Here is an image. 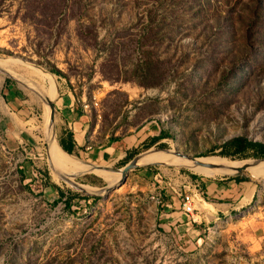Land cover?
<instances>
[{
	"label": "rangeland",
	"instance_id": "rangeland-1",
	"mask_svg": "<svg viewBox=\"0 0 264 264\" xmlns=\"http://www.w3.org/2000/svg\"><path fill=\"white\" fill-rule=\"evenodd\" d=\"M0 56L54 75L51 147L71 134V154L92 166L121 169L140 153L159 156L151 148L245 163L257 157L224 155V143L264 144V0H0ZM20 62H8L10 72L30 86L0 72V264H264L255 227L264 169L238 175L257 196L218 219L199 207L201 179L236 171L150 163L85 194L49 168V81ZM67 95L77 106L70 124L60 109ZM54 163L92 191L121 179ZM194 186L196 209L180 221L181 195Z\"/></svg>",
	"mask_w": 264,
	"mask_h": 264
},
{
	"label": "crops",
	"instance_id": "crops-1",
	"mask_svg": "<svg viewBox=\"0 0 264 264\" xmlns=\"http://www.w3.org/2000/svg\"><path fill=\"white\" fill-rule=\"evenodd\" d=\"M60 107L62 115L68 124H70L74 120L77 110L74 100L67 95V97L60 101ZM81 118L77 117L78 120L74 125L80 124ZM97 157L101 158L100 155ZM200 184L203 190H201L202 197L199 200V207L203 210L206 209V213L210 214L212 219H218L221 214L230 216L240 215L241 208L249 205L257 196L254 188H249L243 181L236 182L234 179L228 181L201 179ZM181 215L187 214L183 213V211L182 214H178L177 219H180V221L183 220ZM205 216L206 214H203V217ZM199 217L201 218V216ZM241 217L247 218L248 216L246 217L243 214ZM255 227L264 229V221L258 222Z\"/></svg>",
	"mask_w": 264,
	"mask_h": 264
},
{
	"label": "bare ground",
	"instance_id": "bare-ground-1",
	"mask_svg": "<svg viewBox=\"0 0 264 264\" xmlns=\"http://www.w3.org/2000/svg\"><path fill=\"white\" fill-rule=\"evenodd\" d=\"M15 60H19V61L23 62L24 64L31 66L32 68L43 73L48 78L50 93L48 94V96L46 98H50L51 100H53L57 96L58 86H57V83L54 79L53 74H50L49 72L44 71L39 67L33 66L30 63L25 62L24 60L15 59L13 57L0 56V65L9 68L8 62L15 61ZM10 71H11V69H10ZM52 93L54 94V96H53L54 98L52 97ZM50 94H51V96H50ZM48 113H49V106L47 105L46 110H45V117H44V123H45L44 134H45V140L47 143L48 156L50 155L53 160H55L56 158H62L66 161H70V162L76 164L77 166H79V167H81V168H83V169H85L91 173L99 175V176H121L120 171H115V172L114 171H107L103 168L92 166L91 164H89L86 161H79L78 159H76V157L74 155L65 154L64 152H62V150H60V148L56 142H55V145H56V148L58 151L54 152V150L52 149L51 144H50V138L47 137V135H46V132H47V129H46L47 122L46 121H47ZM198 159L203 161V162H218V163L223 164V167L222 168H206V167H203L201 165H196L192 161H189V160H187L181 156H178L177 154L166 155V156H160V155L159 156H152V157L147 158V159H142V157H141L139 162L141 165L150 164V163H159V162L160 163H172V164H178V165H185V166L190 167L193 170L203 171V172H205V171L206 172L237 171V169L241 168L244 164L243 162L242 163L226 162V161H224L222 159H218V158L199 157ZM263 165H264V162H262L258 165H255V166H250L247 169L263 170L264 169Z\"/></svg>",
	"mask_w": 264,
	"mask_h": 264
},
{
	"label": "water",
	"instance_id": "water-1",
	"mask_svg": "<svg viewBox=\"0 0 264 264\" xmlns=\"http://www.w3.org/2000/svg\"><path fill=\"white\" fill-rule=\"evenodd\" d=\"M23 60V59H21ZM0 72L3 73L6 77L15 80L16 82H18L19 84L27 87L30 86L29 83H27L24 80H20L18 78H16L15 76H13L10 72V69L7 67H4L2 65H0ZM51 74V73H50ZM45 102L47 103V105L49 106V115H48V119H47V125H46V135L47 137L51 138V139H55L56 140V136H55V132H54V114H55V105L53 100H51L50 98H46ZM58 146L60 148V150H62V152H64L67 155H72L68 152H66L59 144L58 142ZM156 151H163V152H168L170 151V148H156ZM176 154L178 156H181L187 160L192 161L194 164L196 165H201L203 167L206 168H222L223 164L218 163V162H203L201 160H199V156H193V155H189L186 153H182V152H177L175 151ZM144 153V152H143ZM142 157V153L134 156L131 160H129L121 169L120 168H111L109 166H105V165H99L100 168H103L107 171H120L121 173V179L119 180L118 183H114L112 185H106L102 188H97V190H90L87 189L84 184H81L75 180H73L75 174H68L66 172H63L62 170H60L56 164L54 163V160L52 159V157L49 155L48 157V164H49V168L58 176V178H60L61 180H63L64 182L70 184L71 186L75 187L76 189L82 191L85 194H90V195H100L102 192H108L109 190H111L112 188L116 187L118 184H120L122 181H124L126 175L128 174V172L136 167L141 166L139 160ZM76 159H78L79 161H83L79 158L76 157ZM264 162V156L263 157H259V158H254V159H250L247 162H245L243 164V166L239 169H237V171L234 173L236 176L241 175L244 173V170H246L248 167L250 166H255L258 165L260 163ZM158 164H162V163H158ZM98 165V164H96ZM82 173V172H81Z\"/></svg>",
	"mask_w": 264,
	"mask_h": 264
},
{
	"label": "trees",
	"instance_id": "trees-1",
	"mask_svg": "<svg viewBox=\"0 0 264 264\" xmlns=\"http://www.w3.org/2000/svg\"><path fill=\"white\" fill-rule=\"evenodd\" d=\"M50 72L54 74H59L60 71L56 68L49 69ZM64 137H61L58 142L60 146L68 153H73L75 148V141L71 134L64 133ZM166 136L162 133L158 134L151 138L149 145L150 147L157 143L159 140L165 138ZM225 148H228L231 152H222L224 155L230 156L232 158H247V157H263L264 156V144L257 141L248 140L244 136H236L228 139L224 143ZM151 152L158 153L160 156L171 155L169 152L156 151V148H151ZM251 153V154H248ZM242 161V160H240ZM236 182L242 181L243 178L241 176H235L233 178ZM50 186L59 190V188L55 184H50ZM60 191V190H59ZM60 195H63L62 193Z\"/></svg>",
	"mask_w": 264,
	"mask_h": 264
},
{
	"label": "built area",
	"instance_id": "built-area-1",
	"mask_svg": "<svg viewBox=\"0 0 264 264\" xmlns=\"http://www.w3.org/2000/svg\"><path fill=\"white\" fill-rule=\"evenodd\" d=\"M157 189V188H156ZM194 190H196V186H194ZM196 193H185V194H180L181 195V209L183 213L187 215H192L193 212L195 211V204H196V198L200 196V193L196 190ZM198 195V196H197ZM160 193L156 191L155 194H151V199L155 202H160Z\"/></svg>",
	"mask_w": 264,
	"mask_h": 264
}]
</instances>
